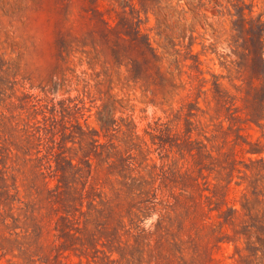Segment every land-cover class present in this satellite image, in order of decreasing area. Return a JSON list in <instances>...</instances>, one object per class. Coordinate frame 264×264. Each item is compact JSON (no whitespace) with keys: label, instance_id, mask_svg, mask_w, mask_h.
<instances>
[{"label":"rangeland","instance_id":"rangeland-1","mask_svg":"<svg viewBox=\"0 0 264 264\" xmlns=\"http://www.w3.org/2000/svg\"><path fill=\"white\" fill-rule=\"evenodd\" d=\"M243 18L264 0H0V264H264Z\"/></svg>","mask_w":264,"mask_h":264},{"label":"trees","instance_id":"trees-1","mask_svg":"<svg viewBox=\"0 0 264 264\" xmlns=\"http://www.w3.org/2000/svg\"><path fill=\"white\" fill-rule=\"evenodd\" d=\"M242 20V27L244 31L249 33L250 38V47L248 49L251 56H253L259 63H261L260 69L264 76V22H262L261 18L250 19L247 21L246 19ZM143 39V41H141ZM138 42H141V48L146 52V54L151 58H156V54L154 52V48L152 47L148 38L141 33V31H137ZM262 106H264V85L261 90V99H259Z\"/></svg>","mask_w":264,"mask_h":264}]
</instances>
